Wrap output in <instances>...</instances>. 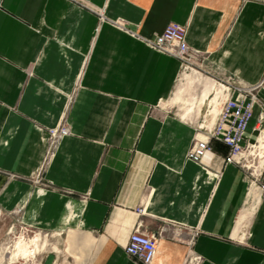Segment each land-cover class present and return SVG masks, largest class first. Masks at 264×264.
I'll return each mask as SVG.
<instances>
[{
	"label": "crops",
	"instance_id": "obj_1",
	"mask_svg": "<svg viewBox=\"0 0 264 264\" xmlns=\"http://www.w3.org/2000/svg\"><path fill=\"white\" fill-rule=\"evenodd\" d=\"M169 23L199 53L189 75L150 45ZM182 80L205 116L180 107ZM256 87L264 102L262 0H0L5 264H141L125 251L138 224L158 236L153 264H264V153L233 163L213 141L187 159L225 90ZM16 227L33 256L4 247Z\"/></svg>",
	"mask_w": 264,
	"mask_h": 264
},
{
	"label": "built area",
	"instance_id": "obj_2",
	"mask_svg": "<svg viewBox=\"0 0 264 264\" xmlns=\"http://www.w3.org/2000/svg\"><path fill=\"white\" fill-rule=\"evenodd\" d=\"M264 3V0H262ZM157 51L176 58L181 65L193 67L199 59V53L190 49L186 40V28L176 23H169L165 30L150 42ZM219 106L214 126L206 131V136L198 138L187 153V159L201 164L206 153L212 151V142L220 141L229 149V162H239L245 154H249L258 145L260 138H264V102L258 95L256 88L248 90H225L224 99L216 103ZM258 108V113H256ZM256 120L254 131L257 133L255 144L244 142L247 139L248 128ZM70 135V128L62 124L51 131L53 145ZM264 191V185L262 186ZM140 214L143 208L138 209ZM138 224L132 232L126 246V254L136 258L141 264H153L157 254L158 236L147 235L141 231Z\"/></svg>",
	"mask_w": 264,
	"mask_h": 264
},
{
	"label": "rangeland",
	"instance_id": "obj_3",
	"mask_svg": "<svg viewBox=\"0 0 264 264\" xmlns=\"http://www.w3.org/2000/svg\"><path fill=\"white\" fill-rule=\"evenodd\" d=\"M166 55V54H165ZM199 61V60H198ZM198 61H196V65H198ZM184 73H186L187 75L191 74V67L189 66H183L181 65ZM195 66H193L192 68L194 69ZM186 82L182 80L181 82V87H182V105L180 106L182 109H191L195 114H197L198 116H205L207 111H210L213 109V106L211 104V106H208V100L204 101V103L200 100V92H198L197 90H194V87H192V85L190 84H185ZM210 86V84H207V86ZM213 92V91H212ZM213 98V96H211L209 98V101H211V99ZM216 108H214L215 110ZM174 111H178L177 108L174 109ZM30 237H32V235H30ZM29 237V233H27L25 230L21 229L20 227H16L13 231V233L11 234L10 238L7 240L6 244L4 245L5 248H9L8 250H13V255L14 257H23V258H27L30 256H33L35 248L33 246H30L31 248H29V250L32 249V253H30L29 250H27L24 253H21L18 249L15 248V244L17 240H20V242L22 243H28V241H30L31 239L28 240ZM35 238V237H34ZM32 238V239H34ZM37 240V239H36ZM39 244V242H38ZM0 264H5L3 255L0 251Z\"/></svg>",
	"mask_w": 264,
	"mask_h": 264
},
{
	"label": "bare ground",
	"instance_id": "obj_4",
	"mask_svg": "<svg viewBox=\"0 0 264 264\" xmlns=\"http://www.w3.org/2000/svg\"><path fill=\"white\" fill-rule=\"evenodd\" d=\"M261 151V153H260ZM254 153H256L255 155L258 157V156H261V158L263 157V153H264V138H260L259 141H258V145L255 147L254 150H252L249 154L250 155H253ZM37 239V236L34 238V239H31L30 241L32 240H35ZM28 241V242H30ZM37 246L34 245V248H36Z\"/></svg>",
	"mask_w": 264,
	"mask_h": 264
}]
</instances>
